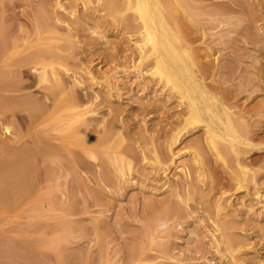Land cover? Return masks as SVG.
<instances>
[{"label":"rangeland","instance_id":"1","mask_svg":"<svg viewBox=\"0 0 264 264\" xmlns=\"http://www.w3.org/2000/svg\"><path fill=\"white\" fill-rule=\"evenodd\" d=\"M108 1L0 0V151H57L0 207V264H264V0H184L175 14L220 116L247 126L219 155L210 115L182 129L187 98L152 58L139 64L135 9ZM50 62L60 88L40 79Z\"/></svg>","mask_w":264,"mask_h":264},{"label":"bare ground","instance_id":"2","mask_svg":"<svg viewBox=\"0 0 264 264\" xmlns=\"http://www.w3.org/2000/svg\"><path fill=\"white\" fill-rule=\"evenodd\" d=\"M109 1L106 4L108 6L106 8L113 9L115 7V5H113L114 2L112 3L111 0ZM183 1L184 0H124V11L126 12L127 9L129 11V8L135 9L139 17L136 15L135 16L138 17L142 23L141 28L143 31L139 30L142 31V35L140 34V38L134 42V45L138 50L140 57L139 64L144 62L145 60L152 58L151 60H153V67L151 70V74L154 76L157 75L160 80H164L166 84L171 85L172 88L181 95L182 99L186 100L185 98H187L189 115L183 118L184 126L182 129H185L187 131L188 129L186 128H188L189 125H193L194 123L197 124L200 122L202 123L207 119L205 117V114L210 115V119H207L208 121L204 125L206 127V131L209 133V137H207L206 139L209 138V144L218 152L219 155V153L223 150L228 151L229 146H234V144L240 143L242 141V138H244V135L242 137V134H246V132L243 133L241 128L243 129L244 127L240 128L238 124H240L241 126V124L244 122L241 119L238 120L237 118L233 117V111L231 114L230 111L227 110L228 107H224L225 118H222L218 111V107H220L219 105L222 106V103L219 104L218 99L214 96H209L207 90L204 87V84H202L197 78L194 67H201L202 64L200 60L198 61L197 58L193 56L195 55L194 50L191 49L192 46L190 47V44L186 38V33L179 29V31H177V28H175L174 26L176 25L174 24V22H176L178 19V17H176L177 15H175L176 12L179 11V9H184L185 11V7L183 4L186 5V3H182ZM168 4H170V6H168ZM123 12L121 14H123ZM121 17L124 19L125 15H122ZM138 29L140 28L138 27ZM52 64V62L48 64L49 66H51L49 68L51 70H47L46 67L42 69L43 71H41L40 73V79H47V73L48 71H50L51 75H53L54 77L52 78L54 79L55 87L60 88L62 87L61 85L63 83L59 82L60 80L57 81L59 78L57 74L58 70H55V66ZM35 68L37 67L35 66ZM35 68L33 69L34 71ZM202 68L205 67L202 66ZM2 83L4 82L2 81ZM17 89L19 90L20 88ZM212 98L216 102L210 101L212 100ZM203 101L205 102V104ZM22 102L23 104L20 106H23L25 110L27 109L26 111H29L30 113L34 114V112L40 110L39 104H36L37 101L35 102L32 98L26 96V98L22 100ZM74 112L76 113H74L75 115L73 114L72 117H77L75 119L83 118V116L86 114V111H83V109L78 111H76L75 109ZM215 120L220 122V124L224 125L226 134L219 133L212 126V122H214ZM236 120H238L239 122H237ZM242 125L246 126L245 123ZM6 130H9V128H6ZM181 130L178 131L177 134H175L173 139L174 141L179 140L178 138L180 136ZM243 130L247 131L246 129ZM227 139H229V141ZM221 140H223L224 142L228 141L227 143L229 145H226V143L224 144ZM1 146L2 145H0V148ZM3 146L2 148L4 150L5 148ZM231 150L233 149L231 148ZM237 150H239V148H237ZM195 153L196 154L194 156V160H200V154L197 152ZM45 154H52L51 157L54 155V159L55 155L57 154V151H54L53 147H51L50 144L45 140L42 141V145L40 143V145L37 144L33 147H25L17 151L10 149V151L8 150V152L6 153H4V151L3 153L0 151V207H7L12 204V202H15L16 200L18 201L20 198H23V196H26V194L30 192V189L32 187L31 185L33 183L31 178L33 160H36V158ZM188 165L185 164L184 167L182 166L181 169V171H183V173H186L187 175L189 170ZM241 167L242 166H240V168ZM227 240V244L230 247L232 246V243H235V240L231 238Z\"/></svg>","mask_w":264,"mask_h":264}]
</instances>
